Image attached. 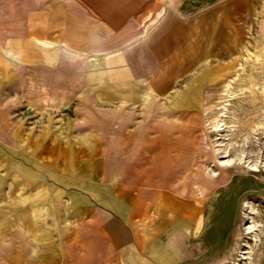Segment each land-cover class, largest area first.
Segmentation results:
<instances>
[{"label": "crops", "instance_id": "crops-1", "mask_svg": "<svg viewBox=\"0 0 264 264\" xmlns=\"http://www.w3.org/2000/svg\"><path fill=\"white\" fill-rule=\"evenodd\" d=\"M166 1L0 0V264L221 251L227 210L211 218L181 158L198 103L150 101L196 79V25Z\"/></svg>", "mask_w": 264, "mask_h": 264}, {"label": "rangeland", "instance_id": "rangeland-1", "mask_svg": "<svg viewBox=\"0 0 264 264\" xmlns=\"http://www.w3.org/2000/svg\"><path fill=\"white\" fill-rule=\"evenodd\" d=\"M174 4L175 19L196 25V79L182 76L150 101L198 103L181 145L190 155L181 158L195 165L193 192L209 198L211 218L227 210L210 264H264V0ZM187 38L182 33V45Z\"/></svg>", "mask_w": 264, "mask_h": 264}, {"label": "bare ground", "instance_id": "bare-ground-1", "mask_svg": "<svg viewBox=\"0 0 264 264\" xmlns=\"http://www.w3.org/2000/svg\"><path fill=\"white\" fill-rule=\"evenodd\" d=\"M217 121V120H216ZM218 122V121H217ZM219 123V122H218ZM215 152V151H214ZM241 159V158H240ZM224 164V162H222ZM221 164V163H220ZM227 164V163H226ZM222 165V164H221ZM225 165V164H224ZM253 165V164H252Z\"/></svg>", "mask_w": 264, "mask_h": 264}]
</instances>
